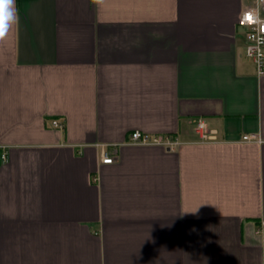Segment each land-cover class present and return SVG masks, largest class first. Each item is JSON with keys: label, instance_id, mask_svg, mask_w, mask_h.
Instances as JSON below:
<instances>
[{"label": "crops", "instance_id": "0c3cea01", "mask_svg": "<svg viewBox=\"0 0 264 264\" xmlns=\"http://www.w3.org/2000/svg\"><path fill=\"white\" fill-rule=\"evenodd\" d=\"M254 3L15 0L0 264H264V73L239 23Z\"/></svg>", "mask_w": 264, "mask_h": 264}, {"label": "built area", "instance_id": "2783aa9c", "mask_svg": "<svg viewBox=\"0 0 264 264\" xmlns=\"http://www.w3.org/2000/svg\"><path fill=\"white\" fill-rule=\"evenodd\" d=\"M255 3L246 7L240 15L239 23L247 26L245 32L246 53L251 57L260 74L264 73V0H254ZM54 125L62 126L58 120L53 121ZM196 130L202 138L211 139L213 132L206 126L203 120L196 123ZM244 141L260 140L252 135L245 134ZM130 142L134 144H161L172 148L179 142L177 138L170 135H156L141 130H134L130 133ZM116 150L108 148L102 151V162L112 163L115 160Z\"/></svg>", "mask_w": 264, "mask_h": 264}, {"label": "clouds", "instance_id": "9594fccd", "mask_svg": "<svg viewBox=\"0 0 264 264\" xmlns=\"http://www.w3.org/2000/svg\"><path fill=\"white\" fill-rule=\"evenodd\" d=\"M18 23L15 0H0V41H3L10 30Z\"/></svg>", "mask_w": 264, "mask_h": 264}]
</instances>
